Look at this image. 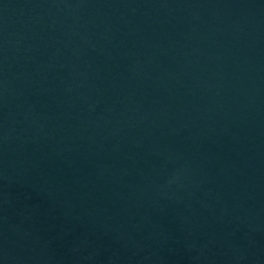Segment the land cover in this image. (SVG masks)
I'll use <instances>...</instances> for the list:
<instances>
[{
	"label": "water",
	"instance_id": "95a60500",
	"mask_svg": "<svg viewBox=\"0 0 264 264\" xmlns=\"http://www.w3.org/2000/svg\"><path fill=\"white\" fill-rule=\"evenodd\" d=\"M0 264H264V0H0Z\"/></svg>",
	"mask_w": 264,
	"mask_h": 264
}]
</instances>
